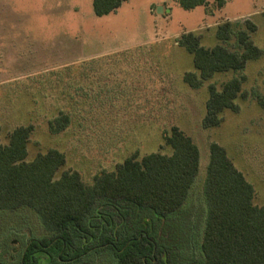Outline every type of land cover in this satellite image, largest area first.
Returning a JSON list of instances; mask_svg holds the SVG:
<instances>
[{
	"label": "rangeland",
	"instance_id": "obj_1",
	"mask_svg": "<svg viewBox=\"0 0 264 264\" xmlns=\"http://www.w3.org/2000/svg\"><path fill=\"white\" fill-rule=\"evenodd\" d=\"M208 1L210 12L200 5L183 9L173 0H123L113 12L96 16L92 0H0V143L15 127L32 125L26 160L58 150L65 155L58 174L76 171L87 185L133 152H171L163 134L173 126L196 144L193 186L181 210L159 230L173 264L199 257L210 143L225 149L252 184L254 203L264 205V0H228L221 8ZM245 19L256 26L250 39L261 54L240 71L216 72L189 86L183 75L196 70L180 35L192 32L204 47L241 51L233 37L225 43L217 38L216 29L225 20H240L244 28ZM239 76L244 96L234 99L237 110L224 109L217 126L204 128L209 85L219 90ZM60 112L69 124L51 133L48 121ZM48 235L28 209L0 211V264H15L10 256H19L30 238ZM86 258L83 264L115 261L105 249Z\"/></svg>",
	"mask_w": 264,
	"mask_h": 264
},
{
	"label": "trees",
	"instance_id": "obj_2",
	"mask_svg": "<svg viewBox=\"0 0 264 264\" xmlns=\"http://www.w3.org/2000/svg\"><path fill=\"white\" fill-rule=\"evenodd\" d=\"M122 1L92 0V9L96 16H103ZM173 1L183 9L210 8L208 0ZM227 1L215 0L213 6L221 8ZM239 22L219 23L216 36L224 43L233 37L241 51H231L225 45L204 47L192 32L180 35L178 43L192 55L196 70L183 75L189 86H200L216 72L240 71L246 60L261 54L250 39L255 24L245 19L244 28H239ZM243 78L226 80L219 90L209 85L204 128L217 126L224 109L237 110L234 99L244 96ZM68 124V116L60 112L47 126L51 133H59ZM31 131L32 125L17 126L8 134V142L0 143V211L28 209L49 235L30 238L19 256H10L11 261L83 264L86 254L105 249L114 264H155L153 260L173 264L159 230L181 210L198 173L199 151L189 136L173 126L163 134L164 145L171 152L141 156L133 152L87 185L76 171L61 170L58 174L65 163V155L58 150L38 153L27 161ZM208 149L201 190L204 223L199 257L189 254L188 264H264V205L254 203L252 184L235 168L225 149L215 142ZM144 212L150 217L142 215Z\"/></svg>",
	"mask_w": 264,
	"mask_h": 264
},
{
	"label": "crops",
	"instance_id": "obj_3",
	"mask_svg": "<svg viewBox=\"0 0 264 264\" xmlns=\"http://www.w3.org/2000/svg\"><path fill=\"white\" fill-rule=\"evenodd\" d=\"M4 38H5L6 40L8 39V38H7V36H6V37H4ZM2 45H3V44L1 43V44H0V46H2ZM1 51H2V50H1Z\"/></svg>",
	"mask_w": 264,
	"mask_h": 264
},
{
	"label": "water",
	"instance_id": "obj_4",
	"mask_svg": "<svg viewBox=\"0 0 264 264\" xmlns=\"http://www.w3.org/2000/svg\"><path fill=\"white\" fill-rule=\"evenodd\" d=\"M159 11H160V12L162 11V8H161V7H159Z\"/></svg>",
	"mask_w": 264,
	"mask_h": 264
}]
</instances>
